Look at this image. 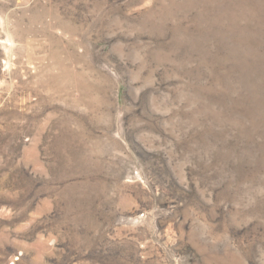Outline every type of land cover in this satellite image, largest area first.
Masks as SVG:
<instances>
[{"label":"rangeland","instance_id":"374dc122","mask_svg":"<svg viewBox=\"0 0 264 264\" xmlns=\"http://www.w3.org/2000/svg\"><path fill=\"white\" fill-rule=\"evenodd\" d=\"M0 264H264V0H0Z\"/></svg>","mask_w":264,"mask_h":264}]
</instances>
